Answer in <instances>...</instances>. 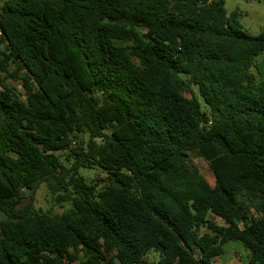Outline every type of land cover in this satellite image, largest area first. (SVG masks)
I'll return each mask as SVG.
<instances>
[{"label":"trees","instance_id":"trees-1","mask_svg":"<svg viewBox=\"0 0 264 264\" xmlns=\"http://www.w3.org/2000/svg\"><path fill=\"white\" fill-rule=\"evenodd\" d=\"M238 17L223 0H0V73L22 88L0 76V264H210L230 241L264 264V30ZM42 183L65 211L34 206Z\"/></svg>","mask_w":264,"mask_h":264},{"label":"rangeland","instance_id":"rangeland-1","mask_svg":"<svg viewBox=\"0 0 264 264\" xmlns=\"http://www.w3.org/2000/svg\"><path fill=\"white\" fill-rule=\"evenodd\" d=\"M224 9L227 14L233 11H237L239 14L238 22L241 29L250 35H258L264 30V0H223ZM14 68V64H10L9 70ZM250 72L255 76L256 82L264 85V52L258 55L254 59L253 66L250 68ZM22 73V71H20ZM0 76L4 75L0 73ZM5 77V76H4ZM5 82L14 87L18 91H22L21 83L17 79L5 77ZM195 91V90H194ZM202 108L205 110V105L201 101ZM87 140L86 135H80L75 138V144L72 149L78 150L81 142ZM65 154V153H63ZM188 166L195 167L201 175L211 184L213 182L212 172L207 163L203 161L201 157L194 152H188ZM79 173L84 176L87 182L91 183L99 176V170L97 168L85 169L80 168ZM34 206L43 211H48L52 214H60L68 208L67 204L63 207H58L53 204L50 195L48 194L45 185L42 183L36 189L34 193ZM235 249L238 255H240V263L247 264L248 251L243 248L237 242L230 241L223 246V257L233 255L232 251ZM159 258V252L150 250L146 259L152 264H156ZM81 254L75 251H71L70 254L63 260L62 264H78L82 260Z\"/></svg>","mask_w":264,"mask_h":264},{"label":"crops","instance_id":"crops-1","mask_svg":"<svg viewBox=\"0 0 264 264\" xmlns=\"http://www.w3.org/2000/svg\"><path fill=\"white\" fill-rule=\"evenodd\" d=\"M215 222L217 223V224H222V222H221V220L220 219H218V218H215ZM237 243H239V242H237ZM240 244V243H239ZM241 245V244H240ZM230 251H232V256L231 255H229V256H227V257H224V258H222L223 257V252L219 255V256H217V257H215L212 261H211V263L210 264H242V263H240V255H238V253L236 252V250L235 249H233V250H230ZM248 258V257H247ZM246 261H247V259H246Z\"/></svg>","mask_w":264,"mask_h":264},{"label":"built area","instance_id":"built-area-1","mask_svg":"<svg viewBox=\"0 0 264 264\" xmlns=\"http://www.w3.org/2000/svg\"><path fill=\"white\" fill-rule=\"evenodd\" d=\"M0 34H1V32H0ZM252 215H253V217L256 216L255 213H252ZM196 257H199L198 252H196Z\"/></svg>","mask_w":264,"mask_h":264}]
</instances>
